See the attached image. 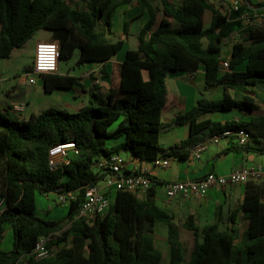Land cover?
Segmentation results:
<instances>
[{"label": "trees", "instance_id": "16d2710c", "mask_svg": "<svg viewBox=\"0 0 264 264\" xmlns=\"http://www.w3.org/2000/svg\"><path fill=\"white\" fill-rule=\"evenodd\" d=\"M130 1L0 0V59L9 58L13 50L45 29L52 31L51 40L59 43L60 60L75 58L77 65L105 62L124 44L123 39L107 37L114 11ZM137 1L148 11L149 19L142 24V16L134 18L132 34L137 37V47L127 50L122 62L113 65L104 104L90 102L76 112L49 107L27 118L15 117L12 105L0 109V197L6 200L0 216V264H159L163 254L154 237L157 222L167 228L168 264H264V184L255 181L245 185L243 200L230 211V225L221 226L219 213L216 221L204 228L202 238H195L187 259L178 224L157 206L155 188L143 197L117 191L108 213L91 225L75 217L84 186L105 177L95 170V162L121 151L141 160L155 159L160 151L159 134L165 127L190 122L189 136L180 143L184 151H176L183 158L211 135L239 129L250 133L249 141L226 151L264 154V117L221 124L203 116L233 108L253 111L257 103L264 104V27L244 29L242 38L231 44L230 56L222 55L226 38L240 29L238 16L262 10L264 4L242 0L239 10L228 17L209 0H181L178 4L173 0ZM156 1L161 10L154 5ZM206 11L212 14L208 27L204 25ZM158 12L162 17L156 25ZM223 60H228L229 69L221 73ZM199 67L204 68V88L220 86L221 98H199L193 109L164 125L161 110L167 99L168 76ZM43 79L47 91L70 88L78 82L71 75L52 74ZM11 98L22 101L24 91ZM118 139L119 144L110 146ZM70 142L79 154L69 156L67 165L50 166L48 150ZM56 188L78 190L77 200L69 204L67 215L60 220L38 217L36 194ZM237 216L245 222L242 231ZM183 225L194 233L198 230L192 215ZM7 226L13 246L5 251L2 241ZM49 234L53 239L48 247H58L61 241L66 244L47 258L30 256L38 238Z\"/></svg>", "mask_w": 264, "mask_h": 264}, {"label": "crops", "instance_id": "0c3cea01", "mask_svg": "<svg viewBox=\"0 0 264 264\" xmlns=\"http://www.w3.org/2000/svg\"><path fill=\"white\" fill-rule=\"evenodd\" d=\"M173 1L178 4L181 0ZM239 1L241 2L242 0ZM252 1L253 3L261 2L264 4V0ZM154 5L156 7L158 6V9L161 10L158 1L154 2ZM139 15L142 16V24L149 19L148 11L141 8L137 0H131L119 6L114 11L111 19V33L108 34L107 37L112 41L123 39L124 44L122 48L112 58L105 62L84 63L83 73L77 77L78 82L72 85V87L51 88L47 91L44 87V79L39 75L35 76V83L24 89V99L20 101L26 104L22 118H27L31 113L38 114L49 107L68 112H76L82 106L90 102L97 104L96 101H99L100 98L101 103H104L111 82L113 65L122 62L127 50L137 47V37L132 33L134 25L136 24L134 18ZM211 16L212 14L210 11L205 12V27L209 26ZM161 17V12H158L156 25L161 20ZM173 23L176 25L175 21ZM126 29L128 34H125ZM230 54L231 45L224 43L222 49L223 57L228 58ZM53 74L70 75L68 73H58V70ZM85 77L91 78L90 84L85 83ZM39 80L42 82L43 91L38 90ZM95 80H98V83H95ZM2 81L3 78L0 76V84ZM26 85L27 83L23 82L22 76L18 77L17 83L12 86L11 89H6L3 85H0V109L17 103L13 102L11 97H15L16 95L19 96L21 91H23L21 86ZM204 85L203 67H199L192 72L180 71L169 75L167 78V99L161 110L162 123L166 125L173 121L178 114H183L193 109L197 105V100L199 98H206L208 100H219L221 98L222 89L220 86L205 89ZM34 100L37 102L32 106V109H37V112L31 110L29 115L26 116L27 105ZM203 116L204 118L218 121L221 124L232 121L249 122L253 118L264 117V104L257 103L253 111L243 108H233L231 110L206 112ZM189 130V121L182 125L163 128L159 134L158 140L160 149L159 155L155 159L141 160L124 151L119 152V154L122 155L127 162V172L132 171L134 168L142 172L147 171L159 183L158 186L155 187L156 204L168 214L172 215L175 222L192 215L198 227L201 223H206L205 225L208 226L215 222L217 217L221 214V225L225 220V227L229 226L230 222L228 219L230 211L243 200L245 186L231 185L225 188L213 187L209 190L207 196L201 199L189 197L166 200L164 197L163 183L181 180H197L205 177L209 172L227 174L233 169L248 165H260L264 169V154L234 149L226 151L228 147L236 144L224 140L222 143H220V141L217 144H208L199 159H191L190 156L183 158L176 154V151H184V149L180 147V143L188 138ZM120 142L121 139L112 140L110 146H114ZM171 147H174L173 150ZM163 162H166L165 166L162 165ZM255 182L264 184V179ZM98 186L104 193L111 196L113 201L115 200L117 191L114 188L106 186L103 181L99 182ZM35 208L36 215L45 220H60L68 213V206L57 202L53 192L37 193L35 196ZM236 222L240 231H242L245 222L240 216H237ZM157 224L158 228H161V231L164 232V223L157 222L156 225ZM158 228L156 227L154 232L155 241ZM70 235L72 236V233ZM166 235L167 230L165 231V236ZM12 246L13 235L11 229L7 226L2 241V249L8 251Z\"/></svg>", "mask_w": 264, "mask_h": 264}, {"label": "built area", "instance_id": "2783aa9c", "mask_svg": "<svg viewBox=\"0 0 264 264\" xmlns=\"http://www.w3.org/2000/svg\"><path fill=\"white\" fill-rule=\"evenodd\" d=\"M219 11L226 16L238 11L241 5L239 0H209ZM241 22L240 29L233 31L224 41L231 45L242 38L244 29L263 28L264 27V9L244 12L238 16ZM60 60L59 43L57 40H40L35 45L34 60L31 69L27 75L22 76L23 82L34 84L35 76L44 78L46 75L55 73L58 70ZM220 71H228V60H223L219 64ZM98 83V80H95ZM26 104L24 102L13 103L11 112L17 116H22L25 112ZM250 139V133L245 129L225 130L211 135L206 142H199L190 150L191 159H199L202 152L208 144H217L220 141H229L236 145H246ZM78 148L73 142L66 144H57L48 150V163L56 168L60 165L69 163V156H77ZM163 166L166 162L162 163ZM127 162L119 153H114L109 157L99 158L95 164V170L105 173L101 180L106 186L114 188L116 191H127L143 197L149 189L158 186V182L147 172L138 171L134 168L132 171H126ZM264 179V169L260 165H248L231 170L227 174H216L209 172L205 177L197 180H181L163 183L164 197L166 200L176 198H205L209 190L213 187L225 188L227 186H245L248 182ZM100 181V182H101ZM53 193L57 202L69 206L77 200L78 190H64L56 188ZM111 196L107 195L97 184L86 185L82 193L78 213L76 218H83L89 225L96 219L104 217L113 204ZM6 209V200L0 197V216ZM53 239V234L42 235L38 238L30 256L37 260L47 258L56 251V247H48Z\"/></svg>", "mask_w": 264, "mask_h": 264}, {"label": "rangeland", "instance_id": "374dc122", "mask_svg": "<svg viewBox=\"0 0 264 264\" xmlns=\"http://www.w3.org/2000/svg\"><path fill=\"white\" fill-rule=\"evenodd\" d=\"M52 36V31L50 30H45L41 29L37 31L28 41H26L20 48L15 49L12 51L11 55L9 58L5 59H0V76L3 78V81L1 82L0 85H3L4 88L6 89H11L12 86H14L17 83V79L19 76H25L29 72V68L33 64L34 60V53H35V45L36 43L42 39V40H51ZM204 43L206 41L204 40ZM89 63V62H87ZM84 66L83 64L77 65L75 62V58H69V59H61L58 62V73H68L72 76H80L83 73ZM225 71H221L223 73ZM84 81L86 84H90L91 78L90 77H85ZM26 86H21L22 90L24 91L25 88H28L29 84L26 82ZM38 90L43 91L42 87V82L39 80L38 82ZM101 100V98H100ZM96 101L97 104H104L101 103V101ZM37 101H31L29 105H27V111H26V116L29 115L31 110H34L37 112V109H32V106L35 105ZM15 117L22 118V116H17L14 114ZM221 141L220 143H222ZM220 213V211H219ZM186 218L178 220L176 223L178 224L179 227V232H180V240L182 243L183 251H184V256L187 259L191 253V250L194 245V240L195 238L201 239L203 230L207 226L205 225L206 223H201L198 227V230L196 233L193 231L187 229L184 227V222ZM159 224V223H158ZM158 224L155 226L158 228ZM165 225V224H164ZM226 221L224 220L223 224L221 225L222 227H225ZM68 225H66L64 229H66ZM164 227V226H163ZM167 230L166 225L164 227V232L161 231V228L157 229V236H156V245L160 248L163 257L162 260L159 264H168L169 261V256H170V249L169 245L167 242V237L165 236V231ZM61 232L56 233V235H60ZM71 236V235H70ZM66 243L61 241L57 249L60 248L61 246L65 245Z\"/></svg>", "mask_w": 264, "mask_h": 264}, {"label": "water", "instance_id": "95a60500", "mask_svg": "<svg viewBox=\"0 0 264 264\" xmlns=\"http://www.w3.org/2000/svg\"><path fill=\"white\" fill-rule=\"evenodd\" d=\"M263 8H264V6H263ZM78 52H79V49H75V54H78Z\"/></svg>", "mask_w": 264, "mask_h": 264}]
</instances>
